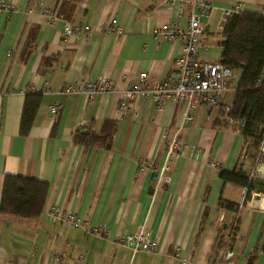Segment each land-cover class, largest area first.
I'll use <instances>...</instances> for the list:
<instances>
[{"label":"crops","instance_id":"1","mask_svg":"<svg viewBox=\"0 0 264 264\" xmlns=\"http://www.w3.org/2000/svg\"><path fill=\"white\" fill-rule=\"evenodd\" d=\"M6 1L16 8L0 11V204L7 174L45 181L49 189L37 218L0 213V264H264V178L241 203L245 187L220 176L221 170L240 168L250 177L255 167V152L237 123H229L220 108L198 106L193 121L180 128L182 104L168 101L157 111L143 95L119 118L122 91L141 71L158 81L175 69L180 44L155 38L153 30L164 23L185 26L190 8L169 0H45L60 16L51 24L36 0ZM237 3L264 11V0H217L203 19L201 59L220 61L224 35L215 25L222 9ZM113 18L119 34L107 32ZM67 23L89 24L93 32L67 38ZM235 73L231 98L241 77ZM102 76L117 85L116 92L92 101L61 93L68 83ZM28 86L41 100L23 134ZM55 102L61 107L52 113ZM107 120L116 122L109 148L75 141L80 131L101 133ZM172 137L187 148L171 166V181L156 187L147 163L164 164ZM221 198L239 203V209L221 206ZM54 205L91 225L104 224L109 235L96 237L52 221L48 212ZM140 228L157 240L156 250L116 243V236ZM228 242L234 255L226 260Z\"/></svg>","mask_w":264,"mask_h":264},{"label":"built area","instance_id":"2","mask_svg":"<svg viewBox=\"0 0 264 264\" xmlns=\"http://www.w3.org/2000/svg\"><path fill=\"white\" fill-rule=\"evenodd\" d=\"M217 0H169L174 4L180 2L190 8L189 21L185 26L176 23H164L154 28L153 35L157 39H166L180 44V52L175 61V69L166 75L162 80L155 81L150 78L147 71H141L136 81L132 82L122 91L118 103L119 118H126L131 112V101L143 95L151 97L154 101L155 109L161 111L168 101L182 104V117L179 127L194 119V111L198 106H204L208 110L220 108L224 117L229 123H237V129L243 133L244 121L235 119L229 114L232 109L230 91L231 82L235 78L236 70L220 61H208L201 59V53L206 49L202 35L206 31L203 22L211 10L216 6ZM36 6L41 9L51 24H56L60 19L58 12L48 7L45 0H36ZM15 5L6 0H0V11L12 12ZM243 3H237L233 7L223 8L222 16L216 23V30L222 31L228 15L232 12L245 11ZM264 15V11L260 12ZM93 28L89 24L67 23L64 27V35L67 38L89 37ZM111 34H119L121 27L117 19L113 18L107 28ZM117 85L107 77H96L94 79H84L68 83L61 93L83 94L89 100H94L101 93H112L117 91ZM33 87H26L25 92L32 91ZM48 90V88L46 89ZM61 104L55 102L50 106L52 113H57ZM147 121V118H144ZM186 145L177 137H172L167 144V156L164 164L158 168L154 160L147 163V167L154 173L156 187H163L171 181L170 169L175 160L186 151ZM264 156V136L259 145V154L256 158L255 167L250 173L251 179L264 176V163L260 162ZM215 165V163H212ZM247 189L245 188L240 202L244 203ZM48 217L52 221L66 222L74 227H82L87 232L96 237H105L109 231L104 224L91 225L82 215L65 211L62 207L54 205L48 212ZM232 238V234L227 236ZM116 243L131 247L134 251H153L158 247V242L150 236L149 231L140 228L134 233L118 235ZM230 242L225 246L223 257L228 260L233 257L234 250L230 247ZM181 247H176L174 254H180ZM82 258L77 259V263ZM182 264H188L183 260Z\"/></svg>","mask_w":264,"mask_h":264},{"label":"trees","instance_id":"3","mask_svg":"<svg viewBox=\"0 0 264 264\" xmlns=\"http://www.w3.org/2000/svg\"><path fill=\"white\" fill-rule=\"evenodd\" d=\"M224 40L220 62L241 71L234 90L232 109L235 119L244 121L243 134L250 146L258 148L264 136V15L255 11L232 12L222 30ZM39 93H27L21 119V133L29 132L40 104ZM116 128L115 120H107L101 133L77 132L75 141L91 146L111 145ZM224 182H232L247 189L246 200L256 188L257 179H251L240 168L221 170ZM49 185L47 182L18 174L4 178L0 213L8 216L37 218L44 209ZM219 204L227 209L238 210L240 204L220 199ZM264 249V242L262 245Z\"/></svg>","mask_w":264,"mask_h":264},{"label":"rangeland","instance_id":"4","mask_svg":"<svg viewBox=\"0 0 264 264\" xmlns=\"http://www.w3.org/2000/svg\"><path fill=\"white\" fill-rule=\"evenodd\" d=\"M249 148H251V150L255 152V157H254V160H255L257 158L258 154H259V147L258 148H254L252 146V147H249ZM263 160H264V156L261 157L260 162H262ZM258 178H264V176H260Z\"/></svg>","mask_w":264,"mask_h":264}]
</instances>
